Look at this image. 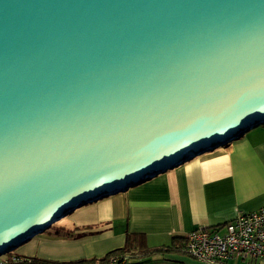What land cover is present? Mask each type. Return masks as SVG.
Here are the masks:
<instances>
[{
  "label": "water",
  "instance_id": "95a60500",
  "mask_svg": "<svg viewBox=\"0 0 264 264\" xmlns=\"http://www.w3.org/2000/svg\"><path fill=\"white\" fill-rule=\"evenodd\" d=\"M264 125V0H0V256Z\"/></svg>",
  "mask_w": 264,
  "mask_h": 264
},
{
  "label": "crops",
  "instance_id": "0c3cea01",
  "mask_svg": "<svg viewBox=\"0 0 264 264\" xmlns=\"http://www.w3.org/2000/svg\"><path fill=\"white\" fill-rule=\"evenodd\" d=\"M136 187L83 206L70 221L30 239L17 255L95 264L124 249L131 237L134 253L142 255L199 229L223 234L225 224L264 206V125ZM127 264L205 263L182 249L136 257ZM224 264L264 263L233 258Z\"/></svg>",
  "mask_w": 264,
  "mask_h": 264
},
{
  "label": "built area",
  "instance_id": "2783aa9c",
  "mask_svg": "<svg viewBox=\"0 0 264 264\" xmlns=\"http://www.w3.org/2000/svg\"><path fill=\"white\" fill-rule=\"evenodd\" d=\"M219 229H199L188 235L185 253L205 264H224L233 258H249L264 263V206L258 211L241 214ZM1 257V256H0ZM129 254H113L95 264H127ZM0 264H33L29 257L8 254Z\"/></svg>",
  "mask_w": 264,
  "mask_h": 264
},
{
  "label": "trees",
  "instance_id": "16d2710c",
  "mask_svg": "<svg viewBox=\"0 0 264 264\" xmlns=\"http://www.w3.org/2000/svg\"><path fill=\"white\" fill-rule=\"evenodd\" d=\"M186 241H187V237H185V238H182V237L175 238L173 243H172V245H170L168 247L150 248L144 254L137 255L133 251L134 242H133V239L131 237V238L128 239V245L124 249L114 251V252L110 253L109 255H107L106 258L110 257L113 254L123 253V254L131 255L133 260H134L136 257L152 256V255H155V254H158V253H169V252H173V251H178L179 252L182 249H183V251H185ZM31 259L33 260V264H73V263H57V262H51V261H44V260H38V259H34V258H31ZM86 262L87 261H81L79 263H74V264H86ZM88 262H92V261H88Z\"/></svg>",
  "mask_w": 264,
  "mask_h": 264
},
{
  "label": "rangeland",
  "instance_id": "374dc122",
  "mask_svg": "<svg viewBox=\"0 0 264 264\" xmlns=\"http://www.w3.org/2000/svg\"><path fill=\"white\" fill-rule=\"evenodd\" d=\"M261 126H263V124L262 125H260V127ZM189 162V161H188ZM187 163V162H186ZM186 163H184V164H186ZM160 176H162V174H160V175H158V177H160ZM135 188V187H134ZM137 188V187H136ZM132 190V189H131ZM119 195H125V194H120V193H118ZM118 196V195H117ZM89 205H91V204H89ZM85 207V206H84ZM83 209V206L82 207H80V208H78V209H76L74 212H79L80 210H82ZM72 214V213H71ZM70 214V215H71ZM70 215H68V216H66V217H64V218H61V219H59L58 221H56L53 225H52V227H50L49 229H47L45 232H47V233H49L53 228H56L58 225H60V223H63V222H65V221H70ZM41 236L40 235H37L35 238H40ZM22 247V246H21ZM18 248V249H16V250H14V251H12L11 253H8V254H17L19 251H20V249H23V247L22 248ZM8 254H5V255H2L1 257H0V259L2 260V259H4L6 256H8Z\"/></svg>",
  "mask_w": 264,
  "mask_h": 264
}]
</instances>
